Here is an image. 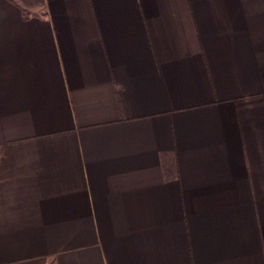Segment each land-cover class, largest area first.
Wrapping results in <instances>:
<instances>
[{
	"label": "crops",
	"instance_id": "0c3cea01",
	"mask_svg": "<svg viewBox=\"0 0 264 264\" xmlns=\"http://www.w3.org/2000/svg\"><path fill=\"white\" fill-rule=\"evenodd\" d=\"M0 264H264V0H0Z\"/></svg>",
	"mask_w": 264,
	"mask_h": 264
}]
</instances>
